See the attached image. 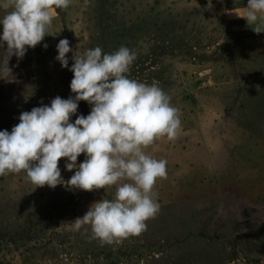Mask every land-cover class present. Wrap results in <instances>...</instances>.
<instances>
[{"label": "rangeland", "instance_id": "1", "mask_svg": "<svg viewBox=\"0 0 264 264\" xmlns=\"http://www.w3.org/2000/svg\"><path fill=\"white\" fill-rule=\"evenodd\" d=\"M246 2L71 0L22 59L0 47V131L74 95L73 73L55 59L61 39L72 49L69 68L73 52L133 50L129 77L163 89L181 121L174 140L146 149L167 161V178L154 186L158 214L111 245L71 223L114 189L35 188L23 173L0 176V264H264V33L231 12ZM90 110L80 101L71 120ZM65 159L67 181L75 169Z\"/></svg>", "mask_w": 264, "mask_h": 264}, {"label": "clouds", "instance_id": "2", "mask_svg": "<svg viewBox=\"0 0 264 264\" xmlns=\"http://www.w3.org/2000/svg\"><path fill=\"white\" fill-rule=\"evenodd\" d=\"M70 3L0 0V10H5L0 16V47L9 57L22 59L28 48H35L51 34L53 10H65ZM231 12L246 19L255 33H264V0H247L242 10ZM56 48L55 59L73 73L70 90L74 95L56 96L50 105L24 111L10 132L0 131V176L23 173L35 188L60 184L69 190L112 188L113 197L93 202L82 217L72 221L71 230L90 231L89 238L101 246L137 236L158 214L154 186L167 178V161L149 155L146 149L161 138L171 141L177 137L178 110L155 83L129 77L136 53L128 47L110 53L99 46L81 55L73 52L70 68L69 41L61 39ZM80 101H86L91 110L73 122ZM82 153L85 159L77 164ZM61 158H66V170L75 169L67 181L58 166Z\"/></svg>", "mask_w": 264, "mask_h": 264}]
</instances>
